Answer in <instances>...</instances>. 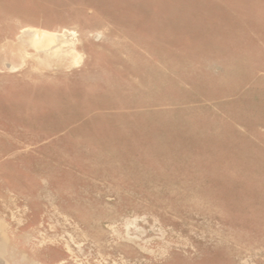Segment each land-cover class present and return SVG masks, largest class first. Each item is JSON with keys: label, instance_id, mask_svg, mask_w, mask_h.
<instances>
[{"label": "rangeland", "instance_id": "rangeland-1", "mask_svg": "<svg viewBox=\"0 0 264 264\" xmlns=\"http://www.w3.org/2000/svg\"><path fill=\"white\" fill-rule=\"evenodd\" d=\"M0 264H264V0H0Z\"/></svg>", "mask_w": 264, "mask_h": 264}, {"label": "bare ground", "instance_id": "bare-ground-1", "mask_svg": "<svg viewBox=\"0 0 264 264\" xmlns=\"http://www.w3.org/2000/svg\"><path fill=\"white\" fill-rule=\"evenodd\" d=\"M21 35H22V34H21ZM44 37H45V36H44ZM46 37H47V36H46ZM21 40H22V39H21ZM23 40H24V39H23ZM42 42H43V41H42ZM42 42H41V43H42Z\"/></svg>", "mask_w": 264, "mask_h": 264}]
</instances>
